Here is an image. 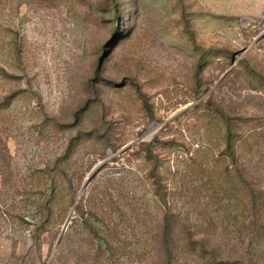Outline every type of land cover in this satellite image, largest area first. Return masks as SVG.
<instances>
[{
	"label": "rangeland",
	"instance_id": "rangeland-1",
	"mask_svg": "<svg viewBox=\"0 0 264 264\" xmlns=\"http://www.w3.org/2000/svg\"><path fill=\"white\" fill-rule=\"evenodd\" d=\"M226 122L245 196L213 204ZM252 197L264 218V0H0V264H264Z\"/></svg>",
	"mask_w": 264,
	"mask_h": 264
},
{
	"label": "trees",
	"instance_id": "trees-1",
	"mask_svg": "<svg viewBox=\"0 0 264 264\" xmlns=\"http://www.w3.org/2000/svg\"><path fill=\"white\" fill-rule=\"evenodd\" d=\"M241 123H244V122H241ZM216 124H217L216 119L214 117L209 118L208 126L210 130L212 129L214 125L216 126ZM225 126H226V135L224 139L225 145H224L223 151H221L219 154L214 156V155L209 154L211 150L209 147L207 148V146L204 147L203 145H200L199 150H198V152L201 155V161L198 164V170L200 171V173L206 174V180L205 182L202 183V187L205 186L207 188L206 194H208V199H211V202L213 204L217 203L216 198L220 192H222L223 195H225L228 198L235 199L236 196H239V200L241 201V203L243 202L244 196H245L244 192H242V189H240L239 187L238 189H236L237 185L235 183V176H232L231 174L232 172L231 170H229V167L233 166L234 163L237 162L235 152H237L239 148L237 143L240 144V141L236 139L234 134L232 133V125L226 122ZM209 159L212 161V164L208 163ZM197 189L198 188H194L193 190L185 191L184 193L185 194L184 195L185 205L179 206L178 212L185 211L186 212L185 220L188 222V225H186V232H187L186 236L188 237V240L190 242L185 245V248L190 252H195V253L198 252L197 257L199 259H204V256L201 254V251L205 252V249H203L202 247L201 249H198L197 247H195L196 246L195 244H198L200 242L202 243L203 240L197 239V241H193L192 239L197 237L198 231L203 232V233L210 232L211 228L213 227V223L211 222L210 219L207 218L206 211L208 207L207 205L208 202H204L202 204V202L197 197ZM177 194H179V196L182 197L181 192H177ZM252 199H253L252 202L255 204V207L257 208V211L259 212L256 218V223L258 227L255 231L254 236L257 239V241L260 243V246H263V247H260V251L263 252L264 250V218H262V216L260 215L259 204H256V200H255L256 198L252 197ZM228 201L229 202H228L227 209L224 210L226 218L232 215V210H231L232 205L230 204V200ZM161 203H163V206L165 207V215H166V213L169 211L170 208L168 207V204L166 201H161ZM74 209L77 212V215L81 217L82 214L80 213V207L75 206ZM50 216L51 215H48V218L46 219V221L50 220ZM94 216L96 215L88 212V216L85 219L87 228L93 233H94L93 229H95V227H93L90 221L94 219L93 218ZM101 217L102 219L99 222H101L102 224L100 225L98 229L101 230V232H103L105 236H108L110 235V232H109L107 225L104 224V221H106L107 219L106 213H103ZM76 219H77V216L73 218V220H76ZM163 228L165 229V232L163 233L162 242H163V247H166L167 245L166 236H165L166 228H167L166 217L164 218ZM103 244L104 246H107L108 241L103 240ZM166 252H167L166 259H165L166 263L174 264V261H172L170 258L171 253H169L168 251Z\"/></svg>",
	"mask_w": 264,
	"mask_h": 264
},
{
	"label": "water",
	"instance_id": "water-1",
	"mask_svg": "<svg viewBox=\"0 0 264 264\" xmlns=\"http://www.w3.org/2000/svg\"><path fill=\"white\" fill-rule=\"evenodd\" d=\"M98 171V169H94L89 175H88V177H87V179H86V182L84 183V186L86 185V183L90 180V178H92L93 177V175H95V173ZM68 222V221H67ZM66 227V225L64 226V228ZM59 240H60V237L58 238V240H57V245H58V243H59Z\"/></svg>",
	"mask_w": 264,
	"mask_h": 264
}]
</instances>
